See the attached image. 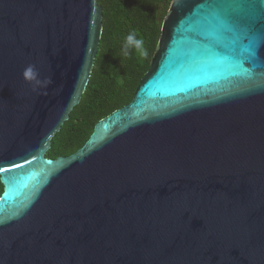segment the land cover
I'll return each instance as SVG.
<instances>
[{"label":"water","instance_id":"1","mask_svg":"<svg viewBox=\"0 0 264 264\" xmlns=\"http://www.w3.org/2000/svg\"><path fill=\"white\" fill-rule=\"evenodd\" d=\"M217 2L173 0L133 100L49 159L103 8L0 0V264H264V45Z\"/></svg>","mask_w":264,"mask_h":264},{"label":"trees","instance_id":"2","mask_svg":"<svg viewBox=\"0 0 264 264\" xmlns=\"http://www.w3.org/2000/svg\"><path fill=\"white\" fill-rule=\"evenodd\" d=\"M173 0H97L103 8V33L93 72L82 100L52 140L47 158L68 157L81 149L96 124L128 105L151 69L162 25ZM130 33L144 41L145 56L134 48L125 55ZM4 187L0 181V197Z\"/></svg>","mask_w":264,"mask_h":264},{"label":"snow or ice","instance_id":"3","mask_svg":"<svg viewBox=\"0 0 264 264\" xmlns=\"http://www.w3.org/2000/svg\"><path fill=\"white\" fill-rule=\"evenodd\" d=\"M211 7L242 42L247 41L249 57H255L257 49L264 45V0H218Z\"/></svg>","mask_w":264,"mask_h":264},{"label":"clouds","instance_id":"4","mask_svg":"<svg viewBox=\"0 0 264 264\" xmlns=\"http://www.w3.org/2000/svg\"><path fill=\"white\" fill-rule=\"evenodd\" d=\"M134 48L141 56H145L147 53L144 49V41L138 39L135 33H130L126 38L124 46L125 55L129 54V49ZM24 77L28 82H38V73L35 71L34 66H29L24 71Z\"/></svg>","mask_w":264,"mask_h":264}]
</instances>
